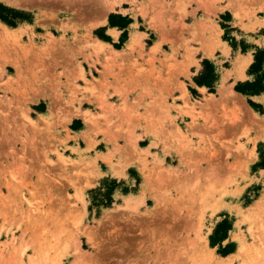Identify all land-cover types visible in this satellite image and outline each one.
I'll use <instances>...</instances> for the list:
<instances>
[{
	"label": "rangeland",
	"instance_id": "374dc122",
	"mask_svg": "<svg viewBox=\"0 0 264 264\" xmlns=\"http://www.w3.org/2000/svg\"><path fill=\"white\" fill-rule=\"evenodd\" d=\"M261 52L264 0H0V264H264Z\"/></svg>",
	"mask_w": 264,
	"mask_h": 264
},
{
	"label": "trees",
	"instance_id": "16d2710c",
	"mask_svg": "<svg viewBox=\"0 0 264 264\" xmlns=\"http://www.w3.org/2000/svg\"><path fill=\"white\" fill-rule=\"evenodd\" d=\"M131 22V19L128 16H123L121 14H114L112 13L109 17V23L112 26H120L121 28H125L129 23ZM126 30L123 31L122 37L126 35ZM100 37H102L105 40H111V38L106 34H99ZM264 62V52H261L259 54L255 55V60L251 65V73H256L257 76L255 80L253 81H246V82H238L235 86L236 90L249 95H254L262 92L264 90V75H260L259 72L262 68V64ZM203 69L201 70L200 74H198L195 77V81L199 85H206L211 90L214 89V83L217 80V73L214 64L207 58L203 60ZM249 102L253 106L260 107L261 105L259 103L254 102L252 99H249ZM264 166V162L261 163ZM106 199H111L109 195L104 196ZM104 201V200H103ZM228 228L227 222L222 221L218 225V229L216 231V240L217 238L221 237V231H224ZM224 238V237H223ZM220 252L222 254H228L232 252V249H229L227 246L223 247Z\"/></svg>",
	"mask_w": 264,
	"mask_h": 264
}]
</instances>
